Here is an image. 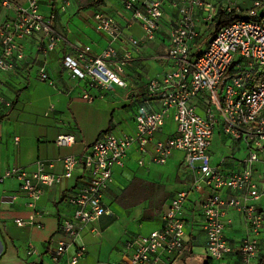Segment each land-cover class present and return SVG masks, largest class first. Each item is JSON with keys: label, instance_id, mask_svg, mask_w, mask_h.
Returning a JSON list of instances; mask_svg holds the SVG:
<instances>
[{"label": "built area", "instance_id": "2783aa9c", "mask_svg": "<svg viewBox=\"0 0 264 264\" xmlns=\"http://www.w3.org/2000/svg\"><path fill=\"white\" fill-rule=\"evenodd\" d=\"M41 2L0 0V5L13 12L12 17L0 24V80L2 74L13 71L25 57L19 40L39 34L45 52H51L64 41L54 26L55 13L44 14ZM122 3L123 25L112 16L95 12L92 15L95 29L106 33L112 41L124 37V29L137 25L144 39L152 40L166 14L175 13L168 18L169 45L164 54L170 68L148 80L145 98L134 116L133 131L121 134L105 131L79 158L62 157V175L47 170L54 163L48 160H38L30 171L19 167L4 171L0 183L7 177L15 178L28 198L31 211L26 219L15 218V224L42 228V223L35 219L49 214L48 210L36 208L44 188L59 182L61 176L72 177L74 168L81 166L78 185L73 194L65 196L75 207L72 215L63 218L59 225L65 239L50 236L47 249L55 263L75 246L69 264H76L86 252L79 241L81 232L99 217L112 214L104 195L113 181L114 166L123 164L128 150L135 147L142 154L148 153L149 160L157 164H164L178 150L192 175L191 188L207 190L201 211L209 264H264V208L255 210L251 204L225 196L228 191H238L247 199L264 198V188H258L253 175L254 165L264 153V0H253L242 9L244 18L220 27L197 54L192 46L209 28L218 10L242 11L235 0H123ZM66 4L64 0L60 8L64 10ZM127 38L138 46V38ZM71 49L61 63L72 79L89 87L81 93L86 101L96 98L91 91L127 86L119 71L128 54L118 57L111 44L97 54L88 45H74ZM38 75L42 81L50 80L43 67ZM201 95L203 111L198 112L193 100ZM153 96L161 105L154 111L148 107ZM2 104L9 102L0 95ZM168 120L173 124L169 135L155 138ZM219 124L225 135L245 146L246 166L239 171L226 173L212 162L210 146ZM72 142L71 134H60L55 139L58 146ZM138 163L142 165L145 160L141 158ZM188 194L189 189H184L171 197L159 228L127 239L123 245L127 259L117 264H156L164 258L166 264H172L174 256L185 246L187 222L182 211ZM229 208L239 212L244 222L245 234L238 240L227 236Z\"/></svg>", "mask_w": 264, "mask_h": 264}, {"label": "crops", "instance_id": "0c3cea01", "mask_svg": "<svg viewBox=\"0 0 264 264\" xmlns=\"http://www.w3.org/2000/svg\"><path fill=\"white\" fill-rule=\"evenodd\" d=\"M14 1L24 3V0ZM63 1L42 0L41 11L44 14L55 13L54 26L64 41L51 52H45L44 40L39 34L19 40L25 57L18 61L13 71L1 76L0 95L9 104L0 105V176L12 167L33 170L38 160L53 161V166L47 170L62 175V157L71 155L79 158L105 131L112 130L117 134L133 131L134 116L145 98L148 80L170 68L171 63L164 54L169 45L171 20L168 18L175 13L166 14L152 40L144 39L142 30L133 25L124 29V37L111 41L106 33L95 29L92 15L101 12L123 25V0H66L62 10ZM12 16V10L0 5V24ZM129 36L140 40L138 46L129 42ZM109 44L116 49L118 57L129 55L119 71L127 86L91 91L96 93V98L88 102L81 93L88 91L89 87L69 76L61 63L62 57L70 53L74 45H88L97 54ZM42 67L49 81L40 80L38 72ZM203 101V95L193 100L198 112L203 111ZM160 106L159 100L153 96L149 109L158 110ZM172 127L171 120H168L155 138H165ZM60 134H71L73 142L68 146H58L55 139ZM210 155L212 162L219 164L226 173L246 166L244 144L225 135L221 124L214 131ZM141 158L145 160L142 165L138 163ZM253 171L261 190L264 188V153ZM81 174V166H76L72 177L61 176L59 182L44 188L36 208L48 210L49 214L35 219L42 223V228L15 224V218L26 219L29 216L28 198L20 191L15 178L7 177L0 183V264H69L75 246L54 263L47 251L48 239L52 235L65 239L59 225L75 209L65 196L73 194ZM112 175L113 181L104 195L112 214L99 217L81 232L79 241L85 245L86 252L76 264H117L127 259L124 242L159 228L167 203L176 192L184 189H189L182 211L187 222L185 246L171 263L209 264L201 211L207 190L191 188L192 175L184 165L181 151L175 150L164 164H157L149 160L148 153L142 154L131 147L123 164L114 166ZM134 178L152 185L151 198H145L137 191H127ZM225 196L251 204L255 210L264 208L263 197L247 199L238 191H228ZM226 217L229 220L227 236L233 240L244 236L241 214L229 208ZM238 232L241 233L239 237ZM166 263L164 258L156 264Z\"/></svg>", "mask_w": 264, "mask_h": 264}, {"label": "trees", "instance_id": "16d2710c", "mask_svg": "<svg viewBox=\"0 0 264 264\" xmlns=\"http://www.w3.org/2000/svg\"><path fill=\"white\" fill-rule=\"evenodd\" d=\"M244 17H245V15L242 14V12H237V11H235V9H232L230 12H224L223 10H218L216 12L215 16L213 17V20H212L209 28L205 31L206 37L204 38V42H202V41L198 42V40H197L194 43V45L192 46L194 48V54H197L201 50H203V49H201V47H203L204 45L207 44V42L215 35V33L218 31V29L220 27H222L225 24H229L238 18H244ZM127 191L128 192L137 191L138 193L142 194L145 198H151L152 197V193H151L152 192V185L147 184L144 180H141L139 178L132 179V181L130 182V185L127 188ZM163 195H164V193H163ZM163 197H165V195ZM156 202L157 201L155 200V203Z\"/></svg>", "mask_w": 264, "mask_h": 264}, {"label": "rangeland", "instance_id": "374dc122", "mask_svg": "<svg viewBox=\"0 0 264 264\" xmlns=\"http://www.w3.org/2000/svg\"><path fill=\"white\" fill-rule=\"evenodd\" d=\"M235 2H236V4H237V6L242 10V9H245V8H247V7H249L251 4H252V2H253V0H235ZM241 12H243V10L241 11ZM243 14V13H242ZM205 31L206 30H204L203 31V33H202V36L198 39V42H204V38L206 37V33H205ZM203 38V39H202ZM215 142H217V138H215ZM183 174H184V169H183ZM182 174V175H183ZM192 182V178H191V181H190V183ZM237 236L239 237V236H241V233L240 232H238L237 233Z\"/></svg>", "mask_w": 264, "mask_h": 264}]
</instances>
